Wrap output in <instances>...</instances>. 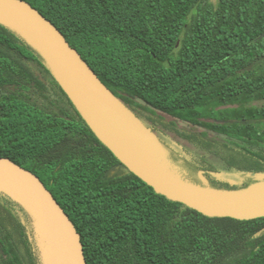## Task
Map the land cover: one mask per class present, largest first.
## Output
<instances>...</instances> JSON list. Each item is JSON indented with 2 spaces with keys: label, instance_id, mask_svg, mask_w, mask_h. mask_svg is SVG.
Segmentation results:
<instances>
[{
  "label": "trees",
  "instance_id": "16d2710c",
  "mask_svg": "<svg viewBox=\"0 0 264 264\" xmlns=\"http://www.w3.org/2000/svg\"><path fill=\"white\" fill-rule=\"evenodd\" d=\"M25 1L146 125L161 113L170 130L188 123L254 162L237 169L220 157L243 174L220 189L264 180V0ZM0 156L52 192L87 264H264V235L254 238L264 218L208 217L158 194L101 142L41 53L2 24ZM0 264H43L30 214L2 192Z\"/></svg>",
  "mask_w": 264,
  "mask_h": 264
},
{
  "label": "water",
  "instance_id": "95a60500",
  "mask_svg": "<svg viewBox=\"0 0 264 264\" xmlns=\"http://www.w3.org/2000/svg\"><path fill=\"white\" fill-rule=\"evenodd\" d=\"M0 24L25 38L46 59L62 88L101 142L132 173L169 200L208 217L264 218V181L244 190L190 183L168 170L158 135L130 110L96 75L63 33L25 0H0ZM202 181L207 178L200 173ZM0 192L31 216L43 264L36 223L48 234L54 264H87L81 235L41 179L8 158L0 157ZM264 235L257 233L254 238Z\"/></svg>",
  "mask_w": 264,
  "mask_h": 264
},
{
  "label": "rangeland",
  "instance_id": "374dc122",
  "mask_svg": "<svg viewBox=\"0 0 264 264\" xmlns=\"http://www.w3.org/2000/svg\"><path fill=\"white\" fill-rule=\"evenodd\" d=\"M212 1L215 4L218 2V0ZM148 116L151 119H148L150 122H146L147 125L156 127L155 133L167 152L165 160L157 156L155 160L160 163L165 161L170 172L190 183L220 189V184H237L243 181V174L239 172L240 170L229 169L226 162L237 169H248L254 165L253 161L241 156L239 153L231 150V148L229 149L228 142L221 137L211 134L205 137L201 133V128L180 121H177V126L173 127L174 131H172L170 130L172 127L169 125L172 121L170 117L161 113H149ZM177 134L190 139V141L179 137ZM198 163L214 166L215 173L209 176V173L201 169ZM202 171L207 178L206 182L200 178ZM222 190L238 192L237 190L244 189L224 188ZM36 231L46 264H54L53 247L46 230L39 223H36Z\"/></svg>",
  "mask_w": 264,
  "mask_h": 264
}]
</instances>
